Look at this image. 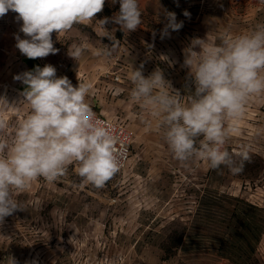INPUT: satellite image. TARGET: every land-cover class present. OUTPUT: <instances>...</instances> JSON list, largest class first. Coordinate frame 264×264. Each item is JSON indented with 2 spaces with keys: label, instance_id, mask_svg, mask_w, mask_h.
<instances>
[{
  "label": "rangeland",
  "instance_id": "1",
  "mask_svg": "<svg viewBox=\"0 0 264 264\" xmlns=\"http://www.w3.org/2000/svg\"><path fill=\"white\" fill-rule=\"evenodd\" d=\"M138 4L142 24L136 31L105 25L118 41L110 55L95 54L112 46L98 21L117 14L119 0H107L92 21L75 24L58 37L54 32L58 53L32 60L30 69L23 54L14 61L20 64L16 73L0 59V116L8 123L0 135L11 139L29 114L21 95L26 86L14 77L46 64L73 86L91 84L86 99L92 110L132 132L129 161L103 188L81 186L72 164L56 182L41 177L16 193L23 211L0 223V264H8L9 257L16 264H264V95L249 101L235 122L238 131L225 145L238 161L241 146L250 157L243 172L232 175L227 168L211 170L198 159L187 165L177 161L162 135L142 123L147 114L132 101L129 79L141 65L145 77L159 69L187 102L195 85L184 67V49L193 38L219 44L226 34L264 24V0ZM164 10L174 12L183 27L169 29L170 36L162 39ZM73 44L86 46L78 61L68 55Z\"/></svg>",
  "mask_w": 264,
  "mask_h": 264
},
{
  "label": "clouds",
  "instance_id": "2",
  "mask_svg": "<svg viewBox=\"0 0 264 264\" xmlns=\"http://www.w3.org/2000/svg\"><path fill=\"white\" fill-rule=\"evenodd\" d=\"M104 4L105 0H0V18L9 11L17 13V21H22L19 31L27 38L16 34V48L29 59L46 58L59 51L54 47V32L58 37L75 24L92 21ZM119 5L117 14L98 21L104 36L112 40L111 49L97 50L98 56L110 55L118 45L106 24L115 23L124 33L136 31L142 24L138 0H119ZM164 12L167 23L162 39L170 36L169 29L183 27L174 12ZM183 15L189 17L190 13ZM85 48L73 44L68 55L78 61ZM184 67L195 85L187 102L161 70L145 77L143 65L132 69L130 97L147 114V118L141 117L142 123L162 135L182 164L198 159L211 170L227 168L232 175L241 174L250 158L247 148L241 146L235 154L238 161L225 145L238 131L235 122L249 101L264 95V24L247 33L226 34L219 44L193 38L184 49ZM14 79L26 86L21 95L29 114L15 127L11 139L0 135V223L23 211L15 194L28 190L41 177L56 182L75 164L81 186L103 188L122 167L115 129L97 118L86 99L92 86L80 82L78 72V86L67 76L57 77L51 64L36 66ZM7 127L0 116V132ZM8 264H16L15 259L9 257Z\"/></svg>",
  "mask_w": 264,
  "mask_h": 264
},
{
  "label": "crops",
  "instance_id": "3",
  "mask_svg": "<svg viewBox=\"0 0 264 264\" xmlns=\"http://www.w3.org/2000/svg\"><path fill=\"white\" fill-rule=\"evenodd\" d=\"M17 13L9 11L5 16L0 18V59L6 60L9 62V68L13 73H16V70L20 68L19 63H14V61H18L20 59V51L16 48V39L15 35L19 34L20 38L21 33L19 31L22 21H17ZM24 60L27 61L28 68L30 69L29 62H34L27 57H23ZM32 64V63H31Z\"/></svg>",
  "mask_w": 264,
  "mask_h": 264
},
{
  "label": "built area",
  "instance_id": "4",
  "mask_svg": "<svg viewBox=\"0 0 264 264\" xmlns=\"http://www.w3.org/2000/svg\"><path fill=\"white\" fill-rule=\"evenodd\" d=\"M106 1L107 0H105V3ZM94 113L96 114L97 118L101 119L106 124L111 125L115 129V135L119 139L118 148L121 150L122 153L121 155L122 167L120 168V170H122L129 161V158L131 156L132 132L123 123L114 120L102 113H98L96 111H94Z\"/></svg>",
  "mask_w": 264,
  "mask_h": 264
}]
</instances>
